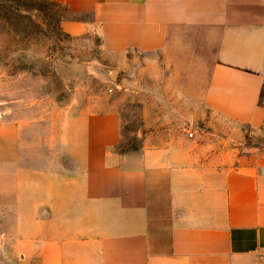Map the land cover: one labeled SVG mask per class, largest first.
Masks as SVG:
<instances>
[{"label": "crops", "instance_id": "crops-1", "mask_svg": "<svg viewBox=\"0 0 264 264\" xmlns=\"http://www.w3.org/2000/svg\"><path fill=\"white\" fill-rule=\"evenodd\" d=\"M46 1L167 118L118 152L117 110L14 98L0 121L3 224L27 219L46 264H262L264 151L242 142L264 128V0Z\"/></svg>", "mask_w": 264, "mask_h": 264}, {"label": "rangeland", "instance_id": "rangeland-1", "mask_svg": "<svg viewBox=\"0 0 264 264\" xmlns=\"http://www.w3.org/2000/svg\"><path fill=\"white\" fill-rule=\"evenodd\" d=\"M61 15V8L46 0H0V121L11 124L14 98L22 104L42 98L54 107L115 109L120 119L117 151L137 150L155 132L156 119L167 116L157 115L151 100L144 109L136 75L128 67L108 65L96 38L66 35L60 29ZM110 69L116 70L114 79L109 78ZM170 118L171 133H181L180 116ZM206 131L200 124L185 132L205 136ZM243 134V150L264 151V128L244 127ZM2 207L0 202V264H46L44 243L30 241L28 220L22 219L20 228L4 225ZM13 229L19 236H13Z\"/></svg>", "mask_w": 264, "mask_h": 264}, {"label": "built area", "instance_id": "built-area-1", "mask_svg": "<svg viewBox=\"0 0 264 264\" xmlns=\"http://www.w3.org/2000/svg\"><path fill=\"white\" fill-rule=\"evenodd\" d=\"M187 136H188V137H191V136H192V133H191V132H188V133H187ZM259 257H260L261 260H262V264H264V248H261V249L259 250Z\"/></svg>", "mask_w": 264, "mask_h": 264}, {"label": "water", "instance_id": "water-1", "mask_svg": "<svg viewBox=\"0 0 264 264\" xmlns=\"http://www.w3.org/2000/svg\"><path fill=\"white\" fill-rule=\"evenodd\" d=\"M108 75H109V78L114 79V77L116 75V70L115 69H110L108 71Z\"/></svg>", "mask_w": 264, "mask_h": 264}]
</instances>
